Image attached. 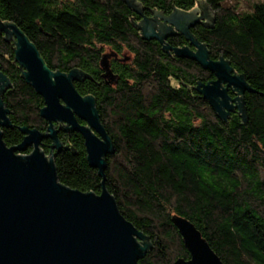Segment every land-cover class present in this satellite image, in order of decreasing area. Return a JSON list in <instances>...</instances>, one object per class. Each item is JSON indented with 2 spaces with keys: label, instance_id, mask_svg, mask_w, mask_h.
<instances>
[{
  "label": "trees",
  "instance_id": "16d2710c",
  "mask_svg": "<svg viewBox=\"0 0 264 264\" xmlns=\"http://www.w3.org/2000/svg\"><path fill=\"white\" fill-rule=\"evenodd\" d=\"M135 1L143 14L124 0H0V25L22 29L51 70H77L76 89L95 98L114 146L105 186L153 246L141 264L190 259L174 216L191 221L225 264H264V0L246 10L238 0ZM201 3L214 21L189 31L210 59L223 58L244 75L253 90L243 96L246 120L237 111L220 119L196 89L215 75L165 49L195 51L183 33L161 44L137 27L152 11L169 16ZM14 49L0 29V70L11 82L1 94L11 127L0 130L9 147L23 141L21 128L49 127L40 115L44 100L23 78ZM56 128L63 148L50 138L41 148L59 181L101 194L103 179L89 166L83 136Z\"/></svg>",
  "mask_w": 264,
  "mask_h": 264
},
{
  "label": "water",
  "instance_id": "95a60500",
  "mask_svg": "<svg viewBox=\"0 0 264 264\" xmlns=\"http://www.w3.org/2000/svg\"><path fill=\"white\" fill-rule=\"evenodd\" d=\"M124 1L143 14L140 3ZM199 7L201 16H196L198 9L175 10L169 16L152 11L162 19L165 32L155 27L156 18L144 17L137 27L144 39H156L161 44L169 36L183 33L196 51L189 46L165 45V49L196 61L215 75L214 80L199 83L196 89L220 119L227 121L237 111L246 120L243 96L253 90L244 75L237 74L223 58L210 59L206 46L189 31L195 23L214 21L206 3ZM0 29L14 42L15 60L23 69L25 81L43 98L40 115L49 123L46 132L21 128L23 141L11 147L3 141L0 130V264H141L153 246L121 214L116 198L105 186L107 157L114 153V146L101 123L95 98L76 89L74 82L81 77L77 70H51L16 24L3 23ZM10 87V80L0 70V128L11 127L10 112L1 97ZM57 123L83 136L89 166L103 179L101 194L72 189L59 181L54 160L41 148L45 138L54 142V149L63 148ZM31 147L32 152L22 156ZM172 221L190 254V259L180 258L176 264H225L191 221L179 216Z\"/></svg>",
  "mask_w": 264,
  "mask_h": 264
},
{
  "label": "rangeland",
  "instance_id": "374dc122",
  "mask_svg": "<svg viewBox=\"0 0 264 264\" xmlns=\"http://www.w3.org/2000/svg\"><path fill=\"white\" fill-rule=\"evenodd\" d=\"M253 0H238V2H239V7L242 9V10H246V9H248V8H250L249 6H250V4H251V2H252ZM198 14L196 15V16H201L200 14H201V9H200V7L198 6ZM200 19H202V20H205V21H207V19L206 18H200ZM171 27H175V25L173 24H171ZM177 31H179V30H177ZM181 32V31H180ZM196 49H197V47H196ZM196 51V50H195ZM107 52H109V50H107ZM131 57V56H130ZM132 59V58H131ZM128 62H131L130 61V59L128 60ZM24 155H26L25 153L24 154H22V156H24ZM153 248V247H152Z\"/></svg>",
  "mask_w": 264,
  "mask_h": 264
},
{
  "label": "flooded vegetation",
  "instance_id": "af4514ba",
  "mask_svg": "<svg viewBox=\"0 0 264 264\" xmlns=\"http://www.w3.org/2000/svg\"><path fill=\"white\" fill-rule=\"evenodd\" d=\"M149 16H150V18H156L157 21L155 23V27H157L158 30H161L162 32H165L166 29L164 28V26L162 24V19L160 18V16H157V14L154 13V12H150V15Z\"/></svg>",
  "mask_w": 264,
  "mask_h": 264
}]
</instances>
